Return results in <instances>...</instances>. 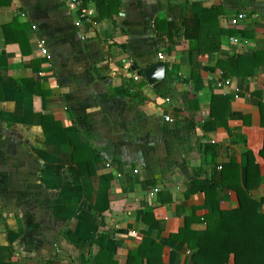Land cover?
I'll list each match as a JSON object with an SVG mask.
<instances>
[{"label": "crops", "instance_id": "0c3cea01", "mask_svg": "<svg viewBox=\"0 0 264 264\" xmlns=\"http://www.w3.org/2000/svg\"><path fill=\"white\" fill-rule=\"evenodd\" d=\"M103 1L0 0V264H199L264 197V0Z\"/></svg>", "mask_w": 264, "mask_h": 264}, {"label": "trees", "instance_id": "16d2710c", "mask_svg": "<svg viewBox=\"0 0 264 264\" xmlns=\"http://www.w3.org/2000/svg\"><path fill=\"white\" fill-rule=\"evenodd\" d=\"M95 1L82 0L88 13L87 3ZM120 5V0H104L95 7L93 20L112 17L119 11ZM247 166L250 172L255 167L249 151ZM215 176L216 172L200 187L203 190L215 189L220 185ZM246 188V192L238 194V207L222 211L220 217L210 221L207 230L198 236L194 258L199 264H264V197H252L249 195L250 186L246 184ZM93 264H101L98 252Z\"/></svg>", "mask_w": 264, "mask_h": 264}, {"label": "water", "instance_id": "95a60500", "mask_svg": "<svg viewBox=\"0 0 264 264\" xmlns=\"http://www.w3.org/2000/svg\"><path fill=\"white\" fill-rule=\"evenodd\" d=\"M143 75L150 83L159 81L165 77L166 64L164 62H157L143 70Z\"/></svg>", "mask_w": 264, "mask_h": 264}, {"label": "built area", "instance_id": "2783aa9c", "mask_svg": "<svg viewBox=\"0 0 264 264\" xmlns=\"http://www.w3.org/2000/svg\"><path fill=\"white\" fill-rule=\"evenodd\" d=\"M70 1H71L73 4H80V3H81V0H70ZM243 17H244L243 14H239V15H237L236 17H234V18L231 19V23H232V24H238L239 20H241ZM240 41H243L244 43L247 42L246 39L241 40V39L238 38V37H233V38H232V42H233V43H237V42H240ZM44 42H45V41H44L43 39L40 40V43H41V45H43V46H44ZM158 58H159V59H162L163 56H162L161 54H158ZM137 78H138V76H135V79H137ZM166 119L169 120L170 118H166ZM158 190H159V187H157V186L152 187L151 191L149 192V196H150V197H153V196L158 192Z\"/></svg>", "mask_w": 264, "mask_h": 264}]
</instances>
